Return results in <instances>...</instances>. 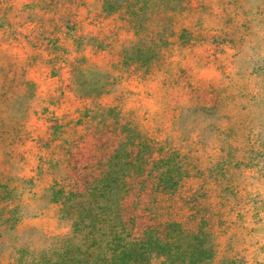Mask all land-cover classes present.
<instances>
[{"label": "rangeland", "instance_id": "1", "mask_svg": "<svg viewBox=\"0 0 264 264\" xmlns=\"http://www.w3.org/2000/svg\"><path fill=\"white\" fill-rule=\"evenodd\" d=\"M109 1L0 0V264L58 260L50 187L101 107L184 162L161 205L210 264H264V0Z\"/></svg>", "mask_w": 264, "mask_h": 264}, {"label": "trees", "instance_id": "2", "mask_svg": "<svg viewBox=\"0 0 264 264\" xmlns=\"http://www.w3.org/2000/svg\"><path fill=\"white\" fill-rule=\"evenodd\" d=\"M81 115L91 122L68 142L59 183L50 187L71 233L59 241L58 260L41 264H210L213 249L202 240L203 228L192 232L161 205L187 175L180 157L128 126L117 107Z\"/></svg>", "mask_w": 264, "mask_h": 264}]
</instances>
